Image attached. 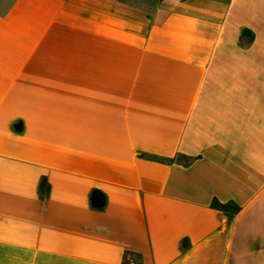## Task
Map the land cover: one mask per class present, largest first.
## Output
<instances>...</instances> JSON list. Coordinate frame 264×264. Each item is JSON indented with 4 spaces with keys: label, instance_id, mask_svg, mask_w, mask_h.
<instances>
[{
    "label": "crops",
    "instance_id": "0c3cea01",
    "mask_svg": "<svg viewBox=\"0 0 264 264\" xmlns=\"http://www.w3.org/2000/svg\"><path fill=\"white\" fill-rule=\"evenodd\" d=\"M0 264H264V0H0Z\"/></svg>",
    "mask_w": 264,
    "mask_h": 264
},
{
    "label": "rangeland",
    "instance_id": "374dc122",
    "mask_svg": "<svg viewBox=\"0 0 264 264\" xmlns=\"http://www.w3.org/2000/svg\"><path fill=\"white\" fill-rule=\"evenodd\" d=\"M141 3L143 4L144 2H143V1H141Z\"/></svg>",
    "mask_w": 264,
    "mask_h": 264
}]
</instances>
